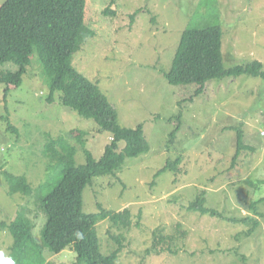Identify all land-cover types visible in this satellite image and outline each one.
Instances as JSON below:
<instances>
[{
	"label": "rangeland",
	"instance_id": "rangeland-1",
	"mask_svg": "<svg viewBox=\"0 0 264 264\" xmlns=\"http://www.w3.org/2000/svg\"><path fill=\"white\" fill-rule=\"evenodd\" d=\"M215 23L223 33L224 68L251 61L264 67V0H86L85 24L93 36L73 56V66L98 85L120 126L143 124L149 145L147 153L126 158L83 190L84 213L109 212L95 226L105 264H264V203L257 207L260 225L249 237L243 233L248 227L233 221L256 218L250 205L264 197V80L245 75L212 80L190 100L195 85L174 87L164 78L183 30ZM37 62L34 54L22 84L10 86L6 110V87L0 84V252L5 258L13 241L8 228L19 206L30 204L38 242L45 217L31 200L10 192L4 172L23 175L36 187L46 170V134L84 132L95 160L112 137L62 106L59 93L46 103L49 84ZM1 69L17 67L7 63ZM6 114L18 135L7 129ZM238 130L251 149L233 159ZM71 144L78 149L75 163H84L75 138ZM177 157L176 169L167 168ZM196 205L226 219L201 214ZM75 255L67 248L43 256L45 264H71Z\"/></svg>",
	"mask_w": 264,
	"mask_h": 264
},
{
	"label": "trees",
	"instance_id": "trees-1",
	"mask_svg": "<svg viewBox=\"0 0 264 264\" xmlns=\"http://www.w3.org/2000/svg\"><path fill=\"white\" fill-rule=\"evenodd\" d=\"M85 4L86 0H6L0 6V84L6 87L3 96L5 110L10 86L19 87L22 84V76L35 54L49 84L46 103H53L54 94L59 93L58 100L62 106L70 108L82 118L92 120L99 132L112 135L101 157L95 160L86 149L84 132L78 135L70 132L55 138L46 134L43 144L46 170L44 179L36 187H32L23 175L4 172L10 192L20 193L31 200L33 208L45 217L39 230L38 242L33 233L34 221L29 217L30 204L27 202L19 206L17 217L8 228L13 238L9 257L15 264H45V252L59 254L67 248L76 254L71 264H105L100 257L95 226L107 219L109 212L99 208L96 213H84L83 190L93 178L112 174L126 158H135L149 151L143 124L135 128L120 126L115 107L98 85L85 78L73 66V56L82 50L87 38L93 36V31L85 24ZM104 12L112 14L108 10ZM213 12L216 13H208ZM222 36L219 23L186 27L170 68L164 73L166 82L183 88L195 85L189 97L193 100L212 80L238 78L242 75L264 80V67L259 61L224 68ZM7 63L14 64L17 70L1 69ZM7 115L2 116L7 122V129L17 133V128L9 122ZM74 138L85 159L80 165L74 160L78 151L71 144ZM236 142L233 159L241 150L251 149L244 143L240 130L237 131ZM120 143L124 145L119 150ZM180 162L181 157H177L174 161H168L166 167L176 169ZM164 171L165 168H162L155 175ZM260 203H264V197L250 205L256 218L233 220L248 227L243 232L246 237L252 235L260 225L257 218L261 217L257 211ZM196 208L201 214L226 219L214 209L201 206ZM76 232H83L84 238L77 239L74 235Z\"/></svg>",
	"mask_w": 264,
	"mask_h": 264
},
{
	"label": "clouds",
	"instance_id": "clouds-1",
	"mask_svg": "<svg viewBox=\"0 0 264 264\" xmlns=\"http://www.w3.org/2000/svg\"><path fill=\"white\" fill-rule=\"evenodd\" d=\"M77 239H83L84 238V233L83 232H76L74 234ZM0 264H15V261L11 258H5L3 253L0 252Z\"/></svg>",
	"mask_w": 264,
	"mask_h": 264
}]
</instances>
